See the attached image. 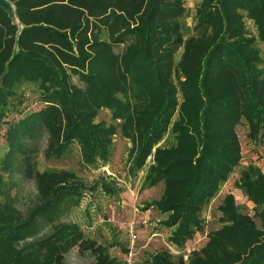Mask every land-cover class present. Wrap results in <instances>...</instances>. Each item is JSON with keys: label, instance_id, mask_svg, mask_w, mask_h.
<instances>
[{"label": "trees", "instance_id": "obj_1", "mask_svg": "<svg viewBox=\"0 0 264 264\" xmlns=\"http://www.w3.org/2000/svg\"><path fill=\"white\" fill-rule=\"evenodd\" d=\"M6 1L15 10L11 18L0 5V123L22 85L35 87L41 108L6 131L2 171L23 167L37 201L20 213L0 175V264H66L75 247L90 250L93 264H123L62 220L89 189L119 190L104 179L88 187L69 170L36 171L23 139L38 130L46 160L77 149L87 168L107 164L115 137L128 141V175L143 172V190L163 186L144 210L157 209L168 243L182 249L204 231L203 212L241 164L238 128L245 123L250 142L264 139V0H201L192 29L184 0ZM101 111L110 124L97 121ZM235 187L260 227L227 194L222 225L203 248L187 261L164 249L146 264H264V173L249 164Z\"/></svg>", "mask_w": 264, "mask_h": 264}, {"label": "rangeland", "instance_id": "obj_2", "mask_svg": "<svg viewBox=\"0 0 264 264\" xmlns=\"http://www.w3.org/2000/svg\"><path fill=\"white\" fill-rule=\"evenodd\" d=\"M201 0H184V7L188 17L186 24L190 29L193 27V15L196 7ZM246 27L251 34H256L255 27L250 20L245 19ZM262 49V44H258ZM122 48V47H120ZM117 48L116 51H119ZM263 54V51H262ZM179 58V55L176 59ZM78 83L77 78H73ZM16 96L13 100V107L0 123V175L4 184L3 190L9 192L10 199L14 207L23 215H26L29 209L37 201V192L34 180L23 176V167H16L14 171H2L7 151L6 131L11 124H16L26 116L37 112L41 108L38 94L33 85H22L16 90ZM97 121H104L110 124L111 118L108 111H101ZM241 144L242 161L240 166L230 176L228 181L221 187L218 195L212 200L210 205L203 212L204 231L197 233L192 240L186 242L182 249L168 243L170 231L161 226L163 219L161 214L155 208L144 210L146 203L159 199L162 193V185L152 189H140L144 173L140 172L133 178L128 175V150L131 144L120 138H114L112 154L107 164H97L93 167H83L80 164L78 150H74L64 159L46 160L44 151L47 145V135L43 130L36 131L30 139H23V142L32 150L30 154L31 163L36 171L47 169H64L75 172L88 187H93L99 179H104L111 187L119 190V193L108 195L97 187L94 191H86L81 205L71 211L62 220L73 221L80 225L85 238L97 242V244L108 248L111 256L122 259L123 251L126 246V225L129 222H136L139 236V264H146L145 259L149 254H154L167 249L174 258L183 256L187 261L188 255L192 251L203 248L207 242V235L221 227L219 218L221 213L218 206L227 194H233L235 202L241 207L243 213L253 218L258 227L261 222L254 217L253 205L249 204L244 194L236 189L235 184L240 179L241 169L247 165H255L264 173V139L255 144L247 138V126L242 124L237 130ZM170 136L166 137L163 145L170 143ZM22 159L19 155L18 160ZM4 199L5 197H1ZM47 231L42 229L41 233ZM94 255L90 250H79L73 248L67 254L66 264H93Z\"/></svg>", "mask_w": 264, "mask_h": 264}, {"label": "built area", "instance_id": "obj_3", "mask_svg": "<svg viewBox=\"0 0 264 264\" xmlns=\"http://www.w3.org/2000/svg\"><path fill=\"white\" fill-rule=\"evenodd\" d=\"M139 236L136 222L126 225V246L123 253V264H138Z\"/></svg>", "mask_w": 264, "mask_h": 264}, {"label": "water", "instance_id": "obj_4", "mask_svg": "<svg viewBox=\"0 0 264 264\" xmlns=\"http://www.w3.org/2000/svg\"><path fill=\"white\" fill-rule=\"evenodd\" d=\"M0 5L4 7V9L9 11L10 17L14 18V7L8 3L6 0H0Z\"/></svg>", "mask_w": 264, "mask_h": 264}, {"label": "crops", "instance_id": "obj_5", "mask_svg": "<svg viewBox=\"0 0 264 264\" xmlns=\"http://www.w3.org/2000/svg\"><path fill=\"white\" fill-rule=\"evenodd\" d=\"M139 261H140V260L138 259V264H139Z\"/></svg>", "mask_w": 264, "mask_h": 264}]
</instances>
